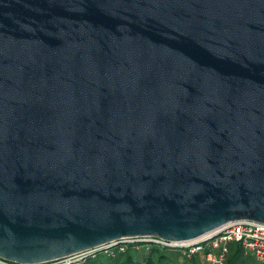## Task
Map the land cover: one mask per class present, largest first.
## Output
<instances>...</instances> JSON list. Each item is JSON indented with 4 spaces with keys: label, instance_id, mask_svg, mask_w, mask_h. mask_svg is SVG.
<instances>
[{
    "label": "water",
    "instance_id": "water-1",
    "mask_svg": "<svg viewBox=\"0 0 264 264\" xmlns=\"http://www.w3.org/2000/svg\"><path fill=\"white\" fill-rule=\"evenodd\" d=\"M264 224V0H0V260Z\"/></svg>",
    "mask_w": 264,
    "mask_h": 264
},
{
    "label": "built area",
    "instance_id": "built-area-1",
    "mask_svg": "<svg viewBox=\"0 0 264 264\" xmlns=\"http://www.w3.org/2000/svg\"><path fill=\"white\" fill-rule=\"evenodd\" d=\"M134 243H139V241H129L126 244ZM145 243L169 249L178 254L181 260H191L201 256L207 264H226L230 253L229 244L236 243L245 257L251 255L256 264H264V224L254 221H236L227 224L192 242L176 243L154 239L153 242ZM89 255L91 254L85 253L53 264H72L79 257ZM0 264L10 263L0 260Z\"/></svg>",
    "mask_w": 264,
    "mask_h": 264
},
{
    "label": "trees",
    "instance_id": "trees-1",
    "mask_svg": "<svg viewBox=\"0 0 264 264\" xmlns=\"http://www.w3.org/2000/svg\"><path fill=\"white\" fill-rule=\"evenodd\" d=\"M240 252V250H239ZM238 254L229 257L226 264H245ZM84 264H207L201 256L181 260L175 252L154 244L139 242L120 244L87 256Z\"/></svg>",
    "mask_w": 264,
    "mask_h": 264
},
{
    "label": "rangeland",
    "instance_id": "rangeland-1",
    "mask_svg": "<svg viewBox=\"0 0 264 264\" xmlns=\"http://www.w3.org/2000/svg\"><path fill=\"white\" fill-rule=\"evenodd\" d=\"M229 249H230L229 257H234L235 254H238L241 259L247 261V264H256V262L254 261L251 255H249L248 257H245L241 251L239 252L238 244L236 243L229 244ZM86 258L87 257H83V258L79 257V259H76V261L72 262V264H84L86 261Z\"/></svg>",
    "mask_w": 264,
    "mask_h": 264
}]
</instances>
